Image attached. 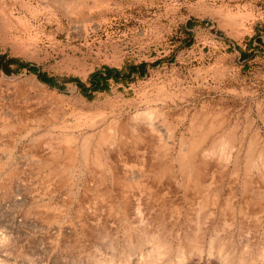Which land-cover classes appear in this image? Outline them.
<instances>
[{"label":"rangeland","instance_id":"obj_1","mask_svg":"<svg viewBox=\"0 0 264 264\" xmlns=\"http://www.w3.org/2000/svg\"><path fill=\"white\" fill-rule=\"evenodd\" d=\"M101 6L93 9L87 32L76 34L64 15L59 26L57 19L46 13L48 8L54 9L41 0H0V55H4L0 113L11 123L20 122L14 133L0 131V232L9 237L8 251L31 264H100L105 258H112L111 264H133L139 253L126 246V239L136 230L125 226L139 229L149 215L158 216L159 205L172 207L175 202L180 207L177 225L169 215L165 218L171 228L169 238L174 239L176 232L181 239L201 233L209 242L215 234L224 236L231 231L236 253L245 248L250 252L264 249V210L251 214L244 209L241 227L219 228L218 208L206 216L205 209L196 210L187 203L179 171L177 193L150 196L144 186L132 188L133 205L127 215L110 212L105 199L95 194L97 183L100 186L103 181L109 190L113 186L108 167L94 164L90 173L76 155H56L50 163L71 166L73 176L68 174L48 189L40 185L42 171L34 173L41 164L39 156L36 151L33 155L37 157L29 155L34 147L62 140V147L80 155L82 142L102 129L107 119L118 113L132 116L135 109L141 111L152 104L167 112L157 124V134L162 141H170L171 153L179 148L180 135L187 132L189 120L201 109L223 107L237 125V144L247 140L254 129L251 120L264 129L259 114L264 110V0H113ZM7 59L15 62L7 63ZM141 63L129 79H109L105 90H94L90 82L91 75L104 67L121 69L119 77H123L130 67ZM25 64L53 78L57 86L40 80ZM58 99L61 106L50 115L47 111L55 108ZM36 109L56 124L37 123L33 116ZM63 123L75 125L72 133L60 127ZM73 132L76 143L64 139ZM104 134L105 138L109 132ZM43 147L40 154L49 155ZM42 166V170L48 169ZM226 167H216L218 178L202 179L204 188L209 191L219 186L220 201L225 202L237 185L234 193L241 201L240 190L247 181L246 160ZM130 171L126 182L142 177L146 184L136 167ZM252 171L257 187L260 171ZM98 174L103 179L99 182ZM204 255L202 263L198 256L194 262L219 261Z\"/></svg>","mask_w":264,"mask_h":264},{"label":"bare ground","instance_id":"obj_2","mask_svg":"<svg viewBox=\"0 0 264 264\" xmlns=\"http://www.w3.org/2000/svg\"><path fill=\"white\" fill-rule=\"evenodd\" d=\"M41 1L54 9L48 8L46 13L55 17L59 26H61V15H64L69 19V26L74 28L75 33L81 34L82 32L86 33L89 29L94 14L93 9L101 8L103 7L102 4L105 3L106 5L113 0ZM74 37H76L75 34ZM60 106L61 102L58 99L55 108H50L47 112L50 115H55ZM201 110L202 112L195 113L189 120L185 127L187 132L180 135L179 148H176L177 150L175 149L174 153L169 151L171 148L170 141L167 139L162 141L161 136L159 137L157 134V124L162 116L166 117L167 112L163 106L158 107L152 104L141 111L135 109L132 116L123 117L121 113H118L110 120L107 119L102 129L88 135L82 142L80 155L70 148L62 147L60 144L62 140L60 143L59 141L50 140L44 144L49 155L40 154L43 146L34 147L29 155L31 159L38 155V161L41 163L36 164L37 171L34 173L42 171L39 182L41 181L40 185L42 187L48 189L51 184L61 182L68 174L74 175L71 166L62 165V163L50 165L56 155L66 154L67 158L76 155L81 162L87 165L86 168L90 173L94 170L92 168L94 164L102 165V167L106 166L112 174L113 186L109 190L108 184L104 186L103 181L101 187L97 183L99 191H95V194L105 199L110 212L117 215L121 211L124 215H127V211L133 205L134 193L131 192L132 188L141 190L144 186L150 196L166 192L177 193L179 171L183 178L181 185L187 194V203L194 205L193 209L194 207L196 210L205 209L207 211L205 215L207 216L213 214L214 209L218 208L220 211L219 222H217L219 228L227 227L230 230L235 224L241 227L243 225V214H245L244 209L251 214L264 210V129L261 131V128L251 120L250 125L254 129L247 135L248 139H244L245 143L243 141L237 144V125L235 121L230 120L223 107L215 108L212 111ZM259 114H261L260 118L264 126V110ZM33 116L37 123L43 122L42 124L54 126L57 122L55 119L44 118L37 109ZM33 116L31 114V117ZM4 117L0 113V131L3 134L4 132L10 134L8 131L15 130L17 128L16 124L20 122L11 123L8 118ZM74 126L68 123L60 125L69 133H72L70 129L73 131ZM106 132H109V134L104 138ZM171 132L174 135L176 127ZM76 138L77 135L74 132L71 135L65 134L64 137L65 140H70L72 143H76ZM35 151L36 155H33ZM243 151L244 154H242ZM132 152L137 153V155H131ZM242 158L246 160L245 176H247V181L243 183L242 190H240L243 194L242 198L239 199L241 201H238L237 194L234 193L238 186L234 185L225 202H221L219 186H214L212 190L208 191L204 188L203 180L206 176L218 178L216 167L219 166V168L225 169L228 163L236 165ZM132 161L135 163L132 164ZM42 164L47 166L46 171L42 170ZM129 167L130 169L136 167L139 174L146 178V184L140 180L142 177L126 182L130 178L131 171ZM254 169L260 171V173L257 171V174H259L257 175L259 183L257 187H254V177L252 176V170ZM186 170H188L187 174L184 173ZM128 171H130L129 174ZM232 176L238 179L237 173H233ZM162 178L166 179L164 184ZM100 180H103L102 177L97 182ZM112 192H114L115 198ZM152 208L153 205H151ZM157 210L158 216L154 215L152 217L149 215L143 227L137 229L136 226H125L126 229L136 230L135 235H129L126 239V246L133 249V251L137 250L135 253H139V257H136V263L132 261L133 264H196L194 262L195 257L198 256L197 260L201 262L200 257L203 254L207 255H204L207 259H209L208 257H214L219 260H216L217 263L212 262L213 264H264V249L250 252L245 248L243 249L245 252L236 253L234 244L231 243V231H228L224 236H216L215 234L209 242L205 241L201 233L186 234L181 239L176 232L174 239L169 238L168 232L171 228L168 229L169 226L165 218L169 215L173 218L172 224L177 223V218L180 215L178 202H175L172 207H167L165 203H162ZM188 213H190V210ZM170 226L172 225L170 224ZM4 232H0V264H31L20 261L18 256L12 254V250L11 252L8 251L9 237ZM105 259L107 261L100 260V264H111L112 258ZM209 261L208 263H210Z\"/></svg>","mask_w":264,"mask_h":264},{"label":"trees","instance_id":"obj_3","mask_svg":"<svg viewBox=\"0 0 264 264\" xmlns=\"http://www.w3.org/2000/svg\"><path fill=\"white\" fill-rule=\"evenodd\" d=\"M4 61V55H0V63H2ZM7 63H12L15 62L14 59H7L6 60ZM24 66H29L28 64H25ZM143 66V64L141 63L138 66H132L130 67V73H128V75H125L123 77H119L121 76V69H116V68H111V67H104V70H99L94 72L91 77H90V82L93 83L95 89L94 90H105L107 88L108 85V80L112 79L114 81H118V80H122V79H129V76L131 75V72H135L136 68H141ZM29 70L31 72H34L37 74V76L39 77L40 80L46 82L47 84H49L50 86H57L54 81L53 78L46 76L44 73H38L37 70L35 69V67L30 66L28 67ZM6 72H9L7 70H5ZM139 74H141V71L138 69L137 71ZM77 82V84L79 86H82V83L78 80V79H73Z\"/></svg>","mask_w":264,"mask_h":264}]
</instances>
